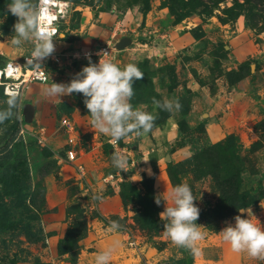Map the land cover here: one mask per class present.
<instances>
[{
    "label": "rangeland",
    "instance_id": "1",
    "mask_svg": "<svg viewBox=\"0 0 264 264\" xmlns=\"http://www.w3.org/2000/svg\"><path fill=\"white\" fill-rule=\"evenodd\" d=\"M64 1L65 36L42 60L48 79L9 82L14 89L0 94V109L11 92L17 97L13 117L0 123V264H95L113 241L119 247L110 264H174L179 252L159 213L163 201L171 203L168 190L182 182L200 209L195 223L204 235L193 264H264L233 252L220 234L237 215L264 227V0ZM10 2L0 0V64L31 56V44L10 43L17 19ZM125 36L131 44L115 48ZM103 47L114 63L143 72L130 103L157 116L147 135L119 141L128 149L124 171L113 167L110 137L91 125L83 95L60 102L45 92L69 83L89 57L95 64ZM153 97L178 99L182 107L154 109ZM26 105L34 108L30 123L20 121ZM64 117L78 140L73 162L65 154ZM148 213L158 228L147 225Z\"/></svg>",
    "mask_w": 264,
    "mask_h": 264
},
{
    "label": "clouds",
    "instance_id": "2",
    "mask_svg": "<svg viewBox=\"0 0 264 264\" xmlns=\"http://www.w3.org/2000/svg\"><path fill=\"white\" fill-rule=\"evenodd\" d=\"M46 3L47 0H11L6 6L7 11L17 18L12 26L14 34L10 36V43L18 47L31 44V62L37 68L55 50L51 32L42 28ZM102 54L106 55V52L98 54L100 59L95 64L89 57L88 65L69 83H52L50 88L45 89L46 94L55 96L60 102L59 97L64 95L82 94L91 125L109 136L114 143L133 133L136 137L147 135L154 128L157 116L134 109L130 103L135 95L133 83L143 78V72L136 64L129 63L121 67L112 60L102 58ZM4 103L7 108L0 109V123L13 117L16 95L9 94ZM152 104L154 109L169 113L179 112L182 107L178 99L165 98L160 101L153 97ZM112 165L124 171L128 165L127 157L119 152L114 153ZM158 196L155 198L157 205L162 201ZM167 200L171 203L163 201L164 210L159 213L160 219L166 221L163 234L175 246L198 253L196 244L204 235L200 231L202 226L195 223L200 209L194 203L190 186L186 182L173 186L167 192ZM233 219L234 224H228L220 231L222 241L229 244L235 253H246L249 258L264 260V227L248 216L242 218L237 215ZM119 227V223L113 221L110 230L115 231ZM118 247L119 241H113L107 249L98 252L95 264H110L111 256Z\"/></svg>",
    "mask_w": 264,
    "mask_h": 264
},
{
    "label": "built area",
    "instance_id": "3",
    "mask_svg": "<svg viewBox=\"0 0 264 264\" xmlns=\"http://www.w3.org/2000/svg\"><path fill=\"white\" fill-rule=\"evenodd\" d=\"M57 2L58 0H47V3L44 5L46 11L42 17V28L45 31L51 32L53 40L61 39V35H64L63 29L60 26V20L63 16L61 12H58ZM50 14L52 15L51 19L49 17ZM102 52H106V55L102 54V58L113 61V54L109 47L101 48L99 53ZM99 53L96 54V63H98L100 59V55H98ZM9 70L10 73L8 72ZM47 79L48 72L43 61H41V66L37 68L31 62V56L25 57L23 62L9 61L6 62L4 66L0 67V84H4L5 87L9 82L17 83L18 85L25 87L28 83H43ZM7 87L14 89V86L12 85ZM20 121L22 122L24 120L20 118ZM61 126L66 131V135L68 136V148L65 150L66 158L73 162L78 158L77 146H79L77 144L78 140L76 137V132L74 131V125L68 118L64 117L61 119ZM23 131H25V129H23ZM71 131H73L75 134H70ZM108 142L111 144V147H113L116 153H128L127 147L123 146L120 142L114 143L111 138L108 139ZM77 170L80 175L84 174V169L81 164L77 165Z\"/></svg>",
    "mask_w": 264,
    "mask_h": 264
},
{
    "label": "trees",
    "instance_id": "4",
    "mask_svg": "<svg viewBox=\"0 0 264 264\" xmlns=\"http://www.w3.org/2000/svg\"><path fill=\"white\" fill-rule=\"evenodd\" d=\"M188 1H202V0H188ZM212 1H216L215 5H218V2L220 1H224V0H212ZM235 1H239V0H235ZM245 3H247V1H257V0H243ZM262 1V0H259ZM249 3V2H248ZM194 5H196L197 7H205V8H209L210 6L206 3H195ZM3 9L5 8L4 6L2 7ZM0 8V9H2ZM253 8L252 6H250V8H248V11L250 12V9ZM246 15H247V11H246ZM64 32V30H63ZM64 36H65V32H64ZM62 39V38H61ZM6 62L1 63V66H4ZM4 84H0V94L3 93L4 91ZM13 128L17 129L18 128V124H14ZM19 142H22V140H20ZM146 223L148 226L154 227V228H158L161 224L159 222H157L156 220H154L152 218V215L150 213H148L147 215V220ZM177 251L179 252V256L176 257L174 259V264H193V253L191 250L187 249V248H180L177 247Z\"/></svg>",
    "mask_w": 264,
    "mask_h": 264
},
{
    "label": "water",
    "instance_id": "5",
    "mask_svg": "<svg viewBox=\"0 0 264 264\" xmlns=\"http://www.w3.org/2000/svg\"><path fill=\"white\" fill-rule=\"evenodd\" d=\"M132 42L131 38L128 36L122 37L118 42L115 43V48L121 49L126 45H130ZM34 108L31 105H26L23 110L24 121L30 123L33 119Z\"/></svg>",
    "mask_w": 264,
    "mask_h": 264
},
{
    "label": "bare ground",
    "instance_id": "6",
    "mask_svg": "<svg viewBox=\"0 0 264 264\" xmlns=\"http://www.w3.org/2000/svg\"><path fill=\"white\" fill-rule=\"evenodd\" d=\"M67 6H68V3L66 1H64V0H58V2H57L58 12H61L62 16L65 15V12H66V8L65 7H67ZM49 17L51 19L52 15L50 14ZM8 72L10 73V70ZM7 91L10 92V87H7ZM14 93L15 92H11V94H14Z\"/></svg>",
    "mask_w": 264,
    "mask_h": 264
}]
</instances>
